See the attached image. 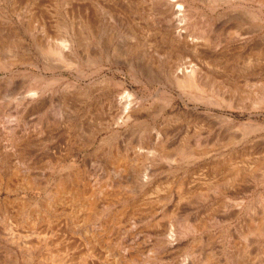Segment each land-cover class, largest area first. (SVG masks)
Returning <instances> with one entry per match:
<instances>
[{
  "label": "rangeland",
  "instance_id": "obj_1",
  "mask_svg": "<svg viewBox=\"0 0 264 264\" xmlns=\"http://www.w3.org/2000/svg\"><path fill=\"white\" fill-rule=\"evenodd\" d=\"M223 1H215L212 8L206 0H188L193 10L188 25L203 30L214 19L206 33L210 39L224 42L230 32L239 31L246 36L247 45L227 55L225 71L208 72L217 84L190 87L193 97L181 94L171 81L170 62L178 59L185 65L190 56L179 55L156 32L163 15L157 0H138L135 22L146 33L131 69L125 54L114 55L111 49L107 54L101 45L95 50L94 61L88 56L76 57L75 63L70 58L52 57L49 64L41 57L38 60V72L47 78L64 76L52 84L53 96L62 91L65 81L84 86L94 81L98 86L105 77L121 81L125 89L135 92L141 105L126 125L113 127L118 132L111 139L120 147H142L133 162V149L127 150L126 160L119 161L114 151L99 147L101 138L110 135L112 129L94 135L100 118L106 115L96 114L100 112L98 106L95 114L91 110L86 116L91 104L83 102L84 96L76 98L81 104L78 111L66 117L54 115L47 103L42 110L20 118L14 97L22 74L34 69L28 58L35 54L0 53V154L15 150L7 136L12 129L28 135L34 131L29 144L19 142L25 158L31 159V180L23 181L22 174L0 177V264H121V256L134 258L124 264H264V209L260 206L264 200V167L241 169L235 176L228 167L203 165L206 159H218L222 152L238 157L255 141L260 145L257 150L264 149V102L254 101V96L264 94L260 86L264 61L252 59L255 51L250 49L255 41L260 46L264 43V20L247 15L254 10L250 1ZM40 7L50 17L45 42H57L66 19L60 0H0V22L6 34L17 30L31 46L32 38L24 27L26 22L40 19ZM8 35L4 33L9 43L13 36ZM256 50L257 54L264 53L263 49ZM109 86L119 90L117 85ZM96 104H100L99 98ZM243 133L247 134L238 144H227L228 138ZM157 135L173 141L165 151L172 154L174 163L159 161L155 154L146 157L148 149L154 151ZM195 143L211 152L204 160L194 158L188 163L177 149L183 144L194 148ZM258 157L264 160V154ZM145 158L153 159L147 169ZM127 160L130 163L126 164ZM83 162L91 178L87 189L91 208L84 210L77 201L62 195L45 210L43 203L53 192L57 175L66 172L68 164ZM121 163L125 171L119 170L124 167ZM144 169L146 175L142 176ZM85 217H95L86 229ZM71 221L74 230L69 228ZM187 224L195 225L196 230L186 231ZM164 238L173 241V246L164 248Z\"/></svg>",
  "mask_w": 264,
  "mask_h": 264
},
{
  "label": "bare ground",
  "instance_id": "obj_2",
  "mask_svg": "<svg viewBox=\"0 0 264 264\" xmlns=\"http://www.w3.org/2000/svg\"><path fill=\"white\" fill-rule=\"evenodd\" d=\"M60 1L65 6L66 19L64 20V25L62 26L63 31L57 42H51L49 40H46L45 42L48 30H50L49 28L51 27V25L48 20L49 16L46 13L47 11L43 10L41 7L37 9L38 16L40 19L37 18L39 20H36L34 22H26L24 27V30L27 31L30 38H32L31 46H29L28 43L25 44L24 38L26 36L22 35L17 30H14L12 32L8 31V33L12 34L11 36H13V38H8L12 41L9 43L6 42V40L4 39V33L5 36L8 35V33L6 34V27L2 24V22H0V53L2 51H6L7 53L13 56H16V53H18L19 51L24 52V54L26 55L27 53L28 55L30 53L35 54V56L30 54L31 57L28 58V61L34 68L33 71L30 73L22 74V76L20 77V82L17 85L20 87V89L18 93H16V95H18L14 97V99L17 100V105L19 107H16V112L21 118L26 114H32L36 111L42 110V108L47 103H49L51 105L52 113L56 116H59L60 118H63L66 117L68 114H72L75 111H78V108L81 107V104L79 103V101L76 100V98L84 96V98L86 99L83 102L87 101L91 104L90 108H88L89 110H86L88 112H86V116L89 114V112H91V110L92 113L95 114V112H97V108L95 107L98 106L100 112H97L96 114L98 115L100 113V117H102V115H106V117L103 116L104 118L99 117L100 122L98 127L94 131V135H96L102 130L108 131L112 129L110 135L101 138L99 147H106L107 150L111 151V153L112 151H114V155L116 154V159L118 160L123 158L124 160H126L127 150L133 149L134 155L131 158L133 162V160L136 159L135 155L141 152L140 149L142 147L139 146L137 149L128 144L125 147H120L116 143L111 142V139L115 138L118 132V129H114L113 127L126 125L130 121L132 112L136 113L139 106L141 105L139 100L136 98V95H134L135 92L133 93L125 89L121 81H115L109 77H105L98 86L96 85L97 83H95L94 81H91L88 86H84L78 81H65V86L62 91L57 93L56 96H53L51 94L53 93L51 92L52 84L55 80H64V76L61 74L47 78L46 76H44V74H41L42 72H38L40 68L38 60L41 57V61L45 63L53 59L52 57L59 58L60 60L70 58V61L75 63L76 57L88 56L90 60L94 61L96 52L95 50L99 45H101L104 50H106L107 54L110 52V49L112 51V54L114 55H119L120 53L125 54L129 61V69H131L133 66H135L134 59L141 46L140 41L146 33L145 29L139 27L135 22L136 15L138 13V0ZM187 1L188 0H157V5L158 7H160L163 15L156 32L160 34V37L168 43L172 50L178 51L179 55L185 53L190 56L189 60L185 63V65H183L179 62L178 59H176L170 62L168 69L170 71V74H173L171 80L172 83L181 90V94L183 93L186 96L193 97L189 88L201 86L203 87L206 84H217L218 81L214 77H210L208 75V72L210 70L225 71L228 68L226 66L227 55L230 54L231 51H242L247 45V39L245 38L246 36L239 31L230 32L228 38L224 40V42H221V39L219 41V38L218 40H213V38L210 39V36H207L206 33L207 30H210V28H212L214 19L213 21L210 20L203 30L201 26H192L190 24L188 25L187 22L190 19L193 10L190 7L191 5L189 3H186ZM206 1L210 2L212 8H214L215 6V1L217 2V0ZM246 1H250L252 2V4H254V10L250 11V14L247 15H250L253 19L264 20V0ZM39 5L37 6L39 7ZM184 5L186 6V11L182 10ZM17 15L20 16V13L18 12ZM19 16L18 19H22ZM261 43L262 44L260 46V42L255 41L253 43V46H251V48L249 47L251 49V53L252 51L256 52V49H263V52L264 43ZM255 52L252 54L253 58H251L259 60L261 59L264 61V53H258L260 54L258 55ZM189 56H187V58ZM43 59H46V61H43ZM249 61L251 62V60ZM48 62L45 64H49ZM234 65L236 66L237 64ZM235 68L237 69V67ZM169 76L171 77V75ZM77 80H79V78ZM111 84L117 85L119 90L117 92L113 89L111 90V87L109 86ZM260 86L262 87V90H264L263 78L262 82L260 83ZM233 89V92L236 91L235 87ZM98 98L100 99L99 105L96 104V100ZM254 101L258 104L263 105L264 94L258 96L256 95V97L254 96ZM18 132L19 133H17L16 129H12L11 132H9L7 135L8 139L11 140V142H14L15 150L9 154H0V177L7 176L8 178H15L18 176V174H22V180L29 182L31 180L29 174V172L31 171L30 168L32 167L30 165L31 159H29V156L28 159L25 158L26 156L22 152L20 146V144L22 143L19 142L23 140L26 145L29 144L28 139L31 137V135L34 134V131L31 130L32 133L29 135L25 131ZM246 134L243 133L238 138H228L227 144L233 147L234 145L242 141ZM108 139L110 141H108ZM104 140H106L105 144ZM153 141L154 151L148 149L149 151L147 150L146 157H150V155L155 154L157 156V160L159 161H166L171 164L174 163V157L171 156L172 154H169L165 151L168 146L172 145L173 141H171V139H169L168 137H164L161 139L160 135H157ZM257 143L258 141L253 142L250 149H248V151L240 152L238 157H235L236 155L233 157L232 155H230L231 152L226 150L227 152L217 154L216 157L218 159H206L205 161H203V165L209 166L211 168L228 167L235 172H233L235 176L238 175V170L241 169L250 170L258 168L260 166L264 167V160L258 159V155L263 156L264 149L257 150L256 148L260 147V145L258 146ZM177 152L180 153V156L183 160L188 163L189 161L192 163L195 161V159L202 158V160H204L211 151L207 150L199 143H195L194 148H189L186 144H183L178 147ZM14 156H18V160H16L15 162L13 160ZM148 159L149 158H145V162H143L146 163L145 169H147L149 167L148 164L153 161V159ZM127 163H130V161L126 162V164ZM124 164H122V166H124ZM125 168V166L123 168L120 167L119 170L125 171ZM145 169L143 170L144 172L141 171L142 176L146 175ZM65 170L66 172L57 175L54 190L53 192L50 191L48 193V200L43 203V208L45 210H49L50 206L57 200L61 199L62 195H66L69 197L70 201H77L82 209L89 210L91 208L92 202H89V200L87 199V189L89 183L91 182V178L87 171L86 163L83 162L81 165L70 163L65 167ZM236 205L237 208L240 207V205ZM260 206L262 207V209H264L263 199L260 200ZM94 218L85 217V219H83V221L86 222L85 229L90 226L89 222L94 220ZM72 221L69 225L70 230L76 229L75 223H72ZM185 227L186 231L196 230V226L193 224H187V226ZM165 234L169 235L170 232L165 231ZM163 240L164 241H162L161 244L162 246H164V248L173 246L174 244L173 241L167 238H164ZM132 260H134L133 257L121 256L119 262H121V264H124L125 261L131 262Z\"/></svg>",
  "mask_w": 264,
  "mask_h": 264
}]
</instances>
